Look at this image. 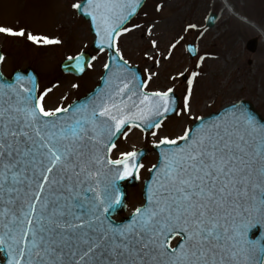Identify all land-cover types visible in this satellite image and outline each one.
<instances>
[{"label": "snow or ice", "instance_id": "snow-or-ice-1", "mask_svg": "<svg viewBox=\"0 0 264 264\" xmlns=\"http://www.w3.org/2000/svg\"><path fill=\"white\" fill-rule=\"evenodd\" d=\"M139 3L71 4L91 17L99 51L104 45L114 49L103 64L105 87L87 103L46 109L50 89L34 95V85L20 83L23 77H17L19 87L0 84V264H264V242L251 234L264 228V124L239 106L175 138L154 141L159 163L150 169L147 202L127 223L113 219L123 206L118 182L139 179L143 168L136 150L110 158L115 140L125 127L156 137L170 112H191L199 75L193 71L187 78L182 108L173 87L144 91L156 73L145 69L148 78L137 79L117 45L138 27L124 22ZM195 28L188 24L186 31ZM0 35L36 46L62 43L18 26L0 25ZM150 43L157 48L156 40ZM175 47L173 42L162 58ZM67 59L83 72L96 57L77 53ZM178 77L185 72L171 79Z\"/></svg>", "mask_w": 264, "mask_h": 264}, {"label": "rangeland", "instance_id": "rangeland-1", "mask_svg": "<svg viewBox=\"0 0 264 264\" xmlns=\"http://www.w3.org/2000/svg\"><path fill=\"white\" fill-rule=\"evenodd\" d=\"M78 0H0V25L25 27L33 33L57 37V46H36L25 38L0 35V48L5 56L1 69L9 74L16 67L31 65L39 77L37 95L50 89L43 100L44 107L51 109L66 106L74 98L92 87L102 72L106 52H97L92 61L93 67L83 75L75 77L61 72L58 64L69 56L86 50L92 42L89 25L77 16L71 4ZM236 14L244 15L248 22L239 20L223 0H145L137 14L125 25H138L117 41L120 53L132 65H137L143 79L148 72L156 73L149 81L146 90H164L173 87L178 95V106H183V96L187 78L191 72L199 75L193 81L191 112L186 115L175 114L162 122L158 135L126 128L125 137L115 141L116 148L110 153L115 159L120 152L150 148L161 136L175 138L199 116L217 110L224 104L248 99L264 117V41L258 35L256 26L264 31V0H227ZM160 4L161 8L156 9ZM209 12L218 15L214 25L207 28L205 18ZM188 24L196 28L186 31ZM151 26V31H149ZM257 37L256 49L250 52L245 48L248 39ZM156 40L157 48L151 47ZM176 47L168 56L169 46ZM192 43L198 49L196 57L190 59L183 45ZM148 52L152 60L145 57ZM213 54V55H212ZM203 56V61L199 57ZM159 59L157 65L155 60ZM177 72H185L186 80H172ZM76 84L77 87H72ZM156 154L148 149L142 158L143 168L133 187H128L127 203L131 210L141 203L142 180L147 170L155 163Z\"/></svg>", "mask_w": 264, "mask_h": 264}, {"label": "water", "instance_id": "water-1", "mask_svg": "<svg viewBox=\"0 0 264 264\" xmlns=\"http://www.w3.org/2000/svg\"><path fill=\"white\" fill-rule=\"evenodd\" d=\"M144 1L145 0H140V3L137 5L136 12L142 6ZM135 13H133L131 15V18L135 15ZM77 14L80 15L81 17H83L85 20H87L89 22V24H90L91 33L94 35V40H93V43L91 44L90 48L92 50H99V48L101 46L96 43L95 27H94V25L91 22V17L86 15L83 10H81L80 12H77ZM215 19H216V16L210 15L208 20H207V22H206L207 25L208 26H212L214 24ZM129 20L125 21L124 24L127 23ZM103 47H104V49H106L108 51V60H107V62H110L109 61V57L114 54V49H110L107 45H104ZM255 47H256V39L255 38L250 39V40H248L246 42V48L248 50L254 51ZM81 53L86 58L90 59V55L87 52H81ZM117 64H119L118 60L116 61V64L113 65V69H112L113 71L116 70V65ZM60 68L64 72H70V73H73L75 75H80L82 73V72H79V71H76V70L70 68V62L68 61V59L63 61L60 64ZM85 69H86V67H85ZM128 69H129L130 73H135L137 79H141V74H140L139 68L137 66H130L128 64ZM108 74L109 73L104 69L103 75L101 76V78L99 80V85H97L93 90L88 91L85 95H83L79 99L74 100L67 107H70V106L78 107L81 104H85L88 101H90L97 94V92L100 89L105 87L104 81H105L106 77L108 76ZM17 77H23V80L20 83H22L24 85V87H31V86L34 85V95H36L37 74L34 71V69L31 68V67H26L25 69H15V70L12 71V73L9 76L3 75L1 73V71H0V84H9V85H12L14 87H19V84L17 83ZM129 79H131V75H129ZM175 101H176V98H175ZM234 105L242 107L243 109H245L249 113H251L254 116V118H255V120L257 121L258 124H264V118L255 110L254 106L250 102H248L246 100H240V101H238L236 103L228 104V105L224 106L223 108H221L219 111L211 113V114H209L206 117L199 118L196 122H194L192 124L191 128L195 129L201 122H205L206 123V122H211V121L217 120L225 111H230L232 106H234ZM170 114H172V113L170 112L168 115H170ZM153 150H155L157 152V154H158L157 163L155 164V165H158L160 148L154 146ZM137 152L140 154L139 159H141V157L146 153V150L142 149V150H138ZM108 155H109V153H108ZM153 175H154V173H152L149 170L148 178L144 180V188H143V192H142V196H143L144 201H145L144 204L147 202V186H146V184L150 183L152 181ZM123 181L126 182L125 185L122 184ZM135 183H136V179L134 177H128V178H125L124 180H121V181L118 182V187H119V190H120V193H121V198L123 200V206L118 210V214L125 210L126 185H134ZM131 214L129 216L125 217L124 219H121L119 222L122 223V224L127 223L131 219ZM251 234L254 236L253 238L256 239L257 241L264 242V228H260V229L254 228L252 230Z\"/></svg>", "mask_w": 264, "mask_h": 264}, {"label": "bare ground", "instance_id": "bare-ground-1", "mask_svg": "<svg viewBox=\"0 0 264 264\" xmlns=\"http://www.w3.org/2000/svg\"><path fill=\"white\" fill-rule=\"evenodd\" d=\"M226 3V6L228 9L231 11L232 14H234L239 20L243 21L244 23L248 22V18H246L244 15L241 14H236L232 8L229 7V3H227V0H223ZM256 31L258 32L259 37L261 38L262 41H264V31L260 27H255Z\"/></svg>", "mask_w": 264, "mask_h": 264}]
</instances>
